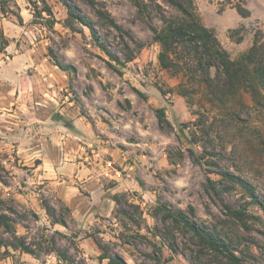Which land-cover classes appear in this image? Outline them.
<instances>
[{
  "label": "rangeland",
  "instance_id": "374dc122",
  "mask_svg": "<svg viewBox=\"0 0 264 264\" xmlns=\"http://www.w3.org/2000/svg\"><path fill=\"white\" fill-rule=\"evenodd\" d=\"M194 2L233 60L264 46V0ZM180 15L167 0H0V264H61L53 249L108 264L97 243L128 264H264V91L216 98L163 69L148 19Z\"/></svg>",
  "mask_w": 264,
  "mask_h": 264
},
{
  "label": "trees",
  "instance_id": "16d2710c",
  "mask_svg": "<svg viewBox=\"0 0 264 264\" xmlns=\"http://www.w3.org/2000/svg\"><path fill=\"white\" fill-rule=\"evenodd\" d=\"M61 1L66 4V0ZM167 1L179 11L181 14L179 17H163L164 26L160 30L153 24L152 20L148 19L149 27L154 35V42L161 46L159 63L163 69L173 71L177 75L183 73L185 78L191 77L195 81L202 79V82H206L210 88L214 87L212 95L216 96V98L220 94L222 97H227L228 94L233 95L245 86L248 89L258 86L264 91V46L258 40L238 60H233L215 33L203 25L194 0ZM136 3L139 12H142V4L140 2ZM2 11L4 14L8 13L4 9ZM43 12L52 16L51 9L47 6ZM241 15L249 17L250 13L249 11L241 10ZM53 25L54 20L50 23L49 28H52ZM8 46L9 40L0 30V55L6 53ZM55 62L63 70L68 71L70 68L66 69L62 64ZM191 68L198 69L194 72V75L190 74ZM212 68L217 70L216 78H211L210 70ZM200 69L204 70V74H198ZM157 113L159 118L165 121V111L159 109ZM230 179L244 190L252 193L251 188L246 183L234 176L230 177ZM210 184L212 185L213 183L210 181ZM46 210L52 218H55V210L49 207ZM173 217L177 223L185 226L207 248L215 252L227 253L232 260L236 259L233 254H230L228 244L218 233L199 227L182 214ZM0 220L4 222L5 219L1 217ZM53 223L59 224L57 220ZM14 240L17 243L15 247L24 253L36 256L33 248L26 242L16 236H14ZM97 244L101 250L100 261H108V264H128L123 258L117 255L112 256L101 244ZM51 253L56 254L61 264L74 263L72 258L65 252L53 249L49 252V254Z\"/></svg>",
  "mask_w": 264,
  "mask_h": 264
},
{
  "label": "built area",
  "instance_id": "2783aa9c",
  "mask_svg": "<svg viewBox=\"0 0 264 264\" xmlns=\"http://www.w3.org/2000/svg\"><path fill=\"white\" fill-rule=\"evenodd\" d=\"M111 165H112V164H111V163H109V166H111ZM117 175L120 177V174H119V173H118Z\"/></svg>",
  "mask_w": 264,
  "mask_h": 264
}]
</instances>
